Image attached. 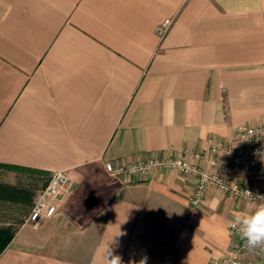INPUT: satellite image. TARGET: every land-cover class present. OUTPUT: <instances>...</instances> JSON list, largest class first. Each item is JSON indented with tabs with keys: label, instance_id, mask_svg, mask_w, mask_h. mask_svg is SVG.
Returning a JSON list of instances; mask_svg holds the SVG:
<instances>
[{
	"label": "crops",
	"instance_id": "0c3cea01",
	"mask_svg": "<svg viewBox=\"0 0 264 264\" xmlns=\"http://www.w3.org/2000/svg\"><path fill=\"white\" fill-rule=\"evenodd\" d=\"M165 19L171 22L161 35ZM264 125V0H0V164L65 170L73 190L37 228L27 217L0 264H214L228 224L264 204L208 187L198 208L177 169L110 176ZM264 145V136L254 142ZM246 174L264 158H245Z\"/></svg>",
	"mask_w": 264,
	"mask_h": 264
},
{
	"label": "built area",
	"instance_id": "2783aa9c",
	"mask_svg": "<svg viewBox=\"0 0 264 264\" xmlns=\"http://www.w3.org/2000/svg\"><path fill=\"white\" fill-rule=\"evenodd\" d=\"M170 19H165L159 26L157 32L163 34L170 24ZM235 137L238 144L231 147L223 141L208 139V150L211 154L221 153L229 162L218 161L215 158H207L209 167L218 169L209 170L196 160H205L204 154L198 152H187L180 155L149 157L134 160L129 163L120 161H108L103 165L106 172L113 178L126 179L129 175L143 178L154 169L170 170L177 169L188 176L193 184V191L188 196V202L192 208H198L203 201L208 187L217 188L233 198L261 203L264 202V190L246 186L239 181V174L244 169V159L262 157L264 158V145H257L253 142L264 136V125L249 126L239 123L235 126ZM246 174L258 178L264 182V168L249 166ZM73 190V182L65 170L53 171L45 184L42 193L28 214L27 222L38 225L44 218L54 216L60 206ZM251 193L249 195L248 193ZM234 221L229 222L228 231L236 236L235 244L222 253V256L214 264H264V248L249 249L238 230L234 227Z\"/></svg>",
	"mask_w": 264,
	"mask_h": 264
},
{
	"label": "rangeland",
	"instance_id": "374dc122",
	"mask_svg": "<svg viewBox=\"0 0 264 264\" xmlns=\"http://www.w3.org/2000/svg\"><path fill=\"white\" fill-rule=\"evenodd\" d=\"M49 176L34 171L6 168L0 166V183L10 185L21 190L22 201L0 200V227L17 228L31 211L38 200ZM29 223V222H28ZM33 228L38 225L28 224Z\"/></svg>",
	"mask_w": 264,
	"mask_h": 264
},
{
	"label": "clouds",
	"instance_id": "9594fccd",
	"mask_svg": "<svg viewBox=\"0 0 264 264\" xmlns=\"http://www.w3.org/2000/svg\"><path fill=\"white\" fill-rule=\"evenodd\" d=\"M251 195V193H248ZM234 227L238 226L246 247L249 249L264 248V204L260 205L252 214L237 215ZM110 249H107L105 260L106 264H121V258L113 255L109 260ZM145 256L139 264H146Z\"/></svg>",
	"mask_w": 264,
	"mask_h": 264
},
{
	"label": "trees",
	"instance_id": "16d2710c",
	"mask_svg": "<svg viewBox=\"0 0 264 264\" xmlns=\"http://www.w3.org/2000/svg\"><path fill=\"white\" fill-rule=\"evenodd\" d=\"M2 167L6 168H13V169H21L25 171H34L37 173H42L45 176H48L47 172L37 170V169H31V168H26V167H21V166H15V165H9V164H0ZM22 192L20 189L10 186V185H5L0 183V200L4 201H22L20 198ZM16 228L10 227V226H5V227H0V253L3 251V248H5L8 243L12 239V234H14Z\"/></svg>",
	"mask_w": 264,
	"mask_h": 264
}]
</instances>
